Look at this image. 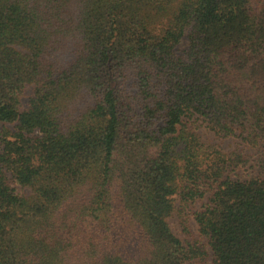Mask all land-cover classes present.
<instances>
[{
  "label": "trees",
  "instance_id": "16d2710c",
  "mask_svg": "<svg viewBox=\"0 0 264 264\" xmlns=\"http://www.w3.org/2000/svg\"><path fill=\"white\" fill-rule=\"evenodd\" d=\"M0 123V264L201 262L177 196L213 264H264V0H0Z\"/></svg>",
  "mask_w": 264,
  "mask_h": 264
},
{
  "label": "rangeland",
  "instance_id": "374dc122",
  "mask_svg": "<svg viewBox=\"0 0 264 264\" xmlns=\"http://www.w3.org/2000/svg\"><path fill=\"white\" fill-rule=\"evenodd\" d=\"M186 46L187 42L183 41L180 45V49H184ZM32 92V88L27 89L25 98L22 100L23 109H26L28 97L32 95ZM195 125L203 140L214 145L221 152L230 154L236 150H243L245 155L250 156L251 159L248 165L237 172L240 177L245 178L246 176L256 175L257 169L255 168V161L258 157V151L256 149H242L239 142L235 139L217 138L206 129L201 121H198ZM3 129L4 131H13L14 127L13 125H3L0 123V132H2ZM174 200L176 211L168 219V224L172 233L182 242L183 246H197L206 253L205 259L201 262L195 261L191 264H213V256L209 247V242L201 235L199 226L195 221V214L202 210L207 200L196 201L195 203H184L179 196L175 197Z\"/></svg>",
  "mask_w": 264,
  "mask_h": 264
}]
</instances>
